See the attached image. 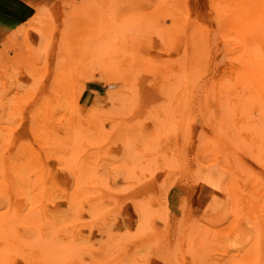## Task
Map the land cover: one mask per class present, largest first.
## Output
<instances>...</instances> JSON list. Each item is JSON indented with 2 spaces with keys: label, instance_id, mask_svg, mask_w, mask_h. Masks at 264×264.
I'll use <instances>...</instances> for the list:
<instances>
[{
  "label": "rangeland",
  "instance_id": "rangeland-1",
  "mask_svg": "<svg viewBox=\"0 0 264 264\" xmlns=\"http://www.w3.org/2000/svg\"><path fill=\"white\" fill-rule=\"evenodd\" d=\"M25 1L0 48V264H264V81L240 55L264 40L224 0Z\"/></svg>",
  "mask_w": 264,
  "mask_h": 264
},
{
  "label": "bare ground",
  "instance_id": "bare-ground-1",
  "mask_svg": "<svg viewBox=\"0 0 264 264\" xmlns=\"http://www.w3.org/2000/svg\"><path fill=\"white\" fill-rule=\"evenodd\" d=\"M219 4V3H218ZM220 5V4H219ZM218 5V8L219 7H221V6H219ZM217 8V9H218ZM222 9H224V11L226 12L225 14H227V17H228V19H229V23H230V27H231V29H233V32H235V36H236V38L237 39H239V41H241V39H243L241 42L245 45V43H244V40H246V38L247 37H250V39L251 40H256V38H258V39H260L261 38V40H264V0H224L223 1V6L221 7ZM219 10V9H218ZM220 11V10H219ZM222 11V10H221ZM223 16H224V18L225 19H223L224 21L227 19V17H226V15H224L223 14ZM219 18H221V17H219ZM224 21H220L219 20V24H222V23H224ZM222 22V23H221ZM225 24L226 25H228L227 24V22H225ZM229 27V26H228ZM222 28H227V27H225V25L223 24V26H222ZM230 29V30H231ZM233 32H232V34H233ZM14 35V34H13ZM13 35L11 36V37H13ZM15 36V35H14ZM235 36H233L232 38L234 39L235 38ZM10 38V37H9ZM14 38V37H13ZM231 38V39H232ZM10 39H12V38H10ZM13 40V39H12ZM11 40V42H15V39H14V41H12ZM10 41V40H9ZM8 41V42H9ZM259 41V40H258ZM17 42V41H16ZM232 42V41H231ZM237 42V41H236ZM238 43V42H237ZM241 43V44H242ZM251 43H253V41H251ZM254 43H256V42H254ZM13 45V44H12ZM30 45H31V43H30ZM247 46H242L243 48L241 49L242 51V53H240V55L241 54H243V56H245V55H247L248 57V59L249 60H251L252 62H253V64H251V65H256V67L257 66H259V67H257L261 72H259V70H257V68H256V70H250L251 72H250V76H251V78H253V80L254 81H257L258 83H259V81L260 82H262L260 79H262L263 81H264V59H260L258 56H257V54H255L254 53V51L253 50H255L254 48H253V46L251 45V44H246ZM250 45L252 46V48H253V50H251L250 49ZM254 45V44H253ZM8 46L10 47V43L8 44ZM32 47V46H31ZM239 47V46H238ZM248 47H249V49H248ZM33 48V47H32ZM32 48H31V50H32ZM239 48H241V47H239ZM8 50V49H7ZM6 50V51H7ZM239 50V49H238ZM34 52V51H33ZM32 52V53H33ZM237 52H240V51H237ZM237 52H236V54H237ZM239 55V54H238ZM239 55V57H241ZM236 56V55H235ZM245 58H246V56H245ZM12 59V58H11ZM241 59V58H240ZM240 59H238L237 58V60L239 61ZM234 60H235V58H234ZM242 60H243V58H242ZM244 60H246V59H244ZM238 61H236V62H238ZM239 63H240V61H239ZM237 63L238 64V66L242 63ZM244 63V62H243ZM246 63H247V61H246ZM9 64H11V63H9ZM15 64H18V63H14V65ZM250 64V63H249ZM248 64V66H250ZM243 65V64H242ZM6 66V65H5ZM244 66V65H243ZM14 67V66H13ZM22 67V66H21ZM237 67V66H236ZM250 68H253V66L251 67L250 66ZM19 69V68H18ZM17 69V70H18ZM35 69V68H34ZM8 70V69H7ZM235 70V69H234ZM13 71V70H12ZM26 72V71H25ZM28 72V71H27ZM16 73V72H15ZM29 73V72H28ZM237 73V72H236ZM31 74V73H30ZM241 74V73H240ZM1 75V74H0ZM32 75H34V74H32ZM244 75V74H243ZM31 76V75H30ZM233 76V75H232ZM12 78H14V77H12ZM2 79V78H1ZM9 80H11V77L9 78ZM35 80V79H34ZM246 80V79H245ZM240 81V80H239ZM236 82H238V81H236ZM242 82V81H241ZM242 83H247V84H245L246 86L247 85H250L251 86V84L252 83H250V82H242ZM249 83V84H248ZM254 83V82H253ZM34 84V83H33ZM226 84V83H225ZM228 84V83H227ZM238 84V83H237ZM256 84V83H255ZM262 84H263V82H262ZM261 84V85H262ZM7 85V84H6ZM24 85V84H23ZM230 85V84H229ZM258 85H260V84H258ZM260 85V86H261ZM2 86V85H1ZM25 86V85H24ZM227 86V85H226ZM27 87V86H26ZM31 87V86H30ZM262 87H264V84H263V86ZM33 88V87H32ZM20 89H22V87L20 88ZM31 89V88H30ZM13 90V89H12ZM1 91V90H0ZM16 91H17V89H16ZM29 91V90H28ZM30 92V91H29ZM1 93H3V92H1ZM17 93V92H16ZM22 93H24V92H22ZM22 93L20 94V96L22 95ZM8 94V93H7ZM31 94V95H30ZM16 95H18V94H16ZM6 96V95H5ZM23 96V95H22ZM9 97V96H8ZM14 97V96H13ZM32 97H34V95L32 94V93H24V96L22 97V98H24L23 100H25V99H29V101H31L32 99ZM2 99V98H1ZM10 100H12L11 98H9ZM19 101H21L22 99L19 97ZM8 100V99H7ZM18 101V102H19ZM0 102H2V100L0 101ZM4 102V101H3ZM6 102V101H5ZM9 102V101H8ZM12 102V101H11ZM10 102V103H11ZM23 105V104H22ZM19 108H20V106L19 105H17ZM26 105H24V107H25ZM14 107V106H13ZM3 108V107H2ZM7 108H9L10 109V107H7ZM17 109V108H16ZM8 110V109H7ZM19 110V109H18ZM2 111V110H1ZM24 111V110H23ZM35 111V108L33 109V111L31 110L30 112L31 113H33ZM21 112H22V110H21ZM35 113H36V111H35ZM8 114V113H7ZM34 114V113H33ZM33 114H31V115H33ZM35 115V114H34ZM24 116V115H23ZM36 116H37V114H36ZM21 118V117H20ZM35 117H32L31 116V119H34ZM37 120V119H36ZM22 126H23V123H22ZM34 126V125H33ZM34 129V127L33 128H31L30 130H33ZM23 130V129H22ZM9 209H11L10 207H9Z\"/></svg>",
  "mask_w": 264,
  "mask_h": 264
},
{
  "label": "crops",
  "instance_id": "crops-1",
  "mask_svg": "<svg viewBox=\"0 0 264 264\" xmlns=\"http://www.w3.org/2000/svg\"><path fill=\"white\" fill-rule=\"evenodd\" d=\"M25 0H0V48L30 16Z\"/></svg>",
  "mask_w": 264,
  "mask_h": 264
}]
</instances>
